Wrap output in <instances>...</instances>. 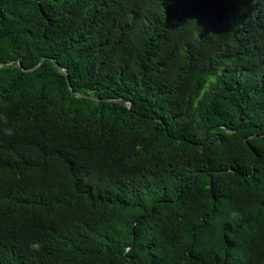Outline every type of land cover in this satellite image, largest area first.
Listing matches in <instances>:
<instances>
[{
	"label": "trees",
	"instance_id": "1",
	"mask_svg": "<svg viewBox=\"0 0 264 264\" xmlns=\"http://www.w3.org/2000/svg\"><path fill=\"white\" fill-rule=\"evenodd\" d=\"M0 264H264V0H0Z\"/></svg>",
	"mask_w": 264,
	"mask_h": 264
},
{
	"label": "water",
	"instance_id": "2",
	"mask_svg": "<svg viewBox=\"0 0 264 264\" xmlns=\"http://www.w3.org/2000/svg\"><path fill=\"white\" fill-rule=\"evenodd\" d=\"M54 63H55V65H56V67L64 74V75H66L67 76V74H66V72L64 71V69L57 63V62H55L54 61ZM20 66L22 67V64H20ZM67 79H68V81H69V84H70V79H69V77L67 76ZM70 87H71V89H72V85L70 84ZM78 97L79 98H90V99H93V100H95V98H93V97H88V96H82V95H78ZM97 101H101V100H97ZM107 102H112V101H107ZM121 103H123V104H125V105H128V107L129 108H131L132 106H131V104H128L126 101H122Z\"/></svg>",
	"mask_w": 264,
	"mask_h": 264
}]
</instances>
